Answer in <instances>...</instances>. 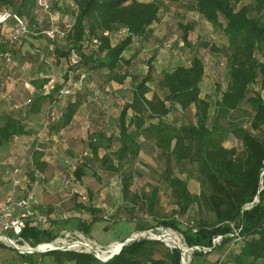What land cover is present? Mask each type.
Here are the masks:
<instances>
[{
    "label": "trees",
    "instance_id": "obj_1",
    "mask_svg": "<svg viewBox=\"0 0 264 264\" xmlns=\"http://www.w3.org/2000/svg\"><path fill=\"white\" fill-rule=\"evenodd\" d=\"M73 1L72 17L68 20H71L72 28L64 38L54 40L53 51L49 50L51 40L43 34H31L19 43H11L4 32L0 36V54L10 55L9 61L6 58L0 60L5 65L14 61V55L24 43L29 41L35 46V39H46L48 45L35 46L36 50L30 53L35 69L49 74L34 82L37 93L30 110L41 111L45 100V112L52 103L58 112L54 122L44 126V117L41 127L36 130H28L22 119L0 114V147L27 134H33L36 140L37 133L43 131L44 139L36 140L31 149L36 168L43 171L45 162L41 159L46 151L43 145L52 144L45 140L50 131L59 132L67 127L81 106L89 98L95 99H91V92L97 88L93 81L89 82V75L102 74L106 81L119 84L131 76L133 88L120 110L117 135L107 136L101 129L97 130L90 137V152L85 157L89 159L93 155L100 167L120 173L122 201L110 215V220L116 222L120 218L117 215L122 213L130 218L146 212L157 219V225L179 230L191 249L188 264H264V0H194L196 11L226 36L227 86L215 99L202 95L205 63L197 45L190 39L192 24L182 25L183 43L179 42L180 49L189 50V61L162 72L157 82L162 94L156 91L148 96L149 83L153 80L151 66L144 75L129 73L132 57L125 53L132 50L133 41L140 39L141 44L151 37L152 28L160 20L167 0ZM5 9L21 15L33 31L43 28L39 25L45 21L44 14L35 0H0V10ZM124 28L129 30V36L119 37L117 31ZM106 31L110 35H104ZM61 39L66 43L62 45ZM205 46L209 44L205 43ZM140 48L141 45L138 50ZM212 49L218 50L215 46ZM72 50L79 55L76 66L70 64ZM58 69L62 73L60 81H56L50 93H44L51 71L58 73ZM69 71L74 72V81L82 74L86 78L73 93L60 97ZM246 103L251 106L248 114L250 130L235 119L226 126L222 124L223 119ZM230 135L241 141L242 150L224 146V140ZM113 137L118 141L114 155L99 157L101 149L110 147ZM147 141L153 142L155 153L164 164L160 176L168 184L177 208L171 219L159 216L155 210L158 187H154L149 195H139L133 188L134 164ZM86 166V163L78 164L73 175L70 174L83 185ZM191 178L199 185L196 193L189 188ZM85 187L88 201L74 197L78 214H67L65 219L49 215L47 225L28 220L22 243L35 247L51 242L63 230L90 235L93 225L103 218L100 216L102 209L94 204L92 192ZM191 209L195 211V217L182 228L179 217ZM41 212L45 211L42 209ZM147 229L149 226L145 223L138 222L135 226L136 231ZM5 247L13 249L0 241V249ZM14 250L16 261L22 264H183L181 249L165 246L161 240L148 237L127 243L107 261L84 251L20 253Z\"/></svg>",
    "mask_w": 264,
    "mask_h": 264
},
{
    "label": "rangeland",
    "instance_id": "obj_2",
    "mask_svg": "<svg viewBox=\"0 0 264 264\" xmlns=\"http://www.w3.org/2000/svg\"><path fill=\"white\" fill-rule=\"evenodd\" d=\"M242 1L249 2V0ZM56 9H58L57 5L54 6V13ZM54 13V21L60 19L59 14L56 15ZM188 24H192L193 26V29L190 31V39L197 45L199 55L203 58L205 63V77L202 84V95L211 99H215L216 95H219L221 90L225 89L227 86L228 64L226 51L224 50L226 45V36L224 35L223 31L220 28L213 26L196 11L194 0H167L163 5L160 20L157 21L152 28L153 33L151 37L141 42V48L139 50L135 49L134 53H126L127 57H132V66H129L128 68L130 73L134 68H138V70H140L139 72H141L140 75H144L147 73L149 66L152 67L153 80L149 83L151 91L149 92L148 96L151 97L156 91L162 94L160 89L157 87V82L164 70L172 69L178 64L187 63L189 61V50L180 49L181 45L179 43L182 42L181 39L183 40L182 36L184 29L182 25ZM40 42L41 41H37V43ZM205 43L209 44V46L206 47ZM214 46L218 50L212 49ZM154 54L155 56L153 58ZM30 55V57L27 56L28 58L25 60L27 65L31 59H33L32 54ZM31 63L33 62L31 61ZM55 72H53V74L57 79L60 80L62 75L61 70L58 69V73L57 70H55ZM89 76V82L93 81L97 88L94 93L91 92V99H95L89 102V108L97 113L99 112L102 114V106L110 105L106 109L109 112V114H107L108 116H97L96 119L98 120H96V122L93 121V123L92 121H89L91 126L90 133L93 135L97 132V130H100L104 127L106 128V132H108L107 134L109 136H116L118 132V117L120 110L127 102L133 88L132 77L126 79L123 84L114 87L113 85H109L108 81L105 80L106 78L102 74ZM110 95L113 96L112 103L111 101H107V99L110 98ZM262 96L264 97V91H262ZM106 97L108 98L106 99ZM103 98L105 99V102L101 101L102 106H99L97 102H99L101 99L103 100ZM250 111L251 106L248 103L243 104L239 110L233 111L231 116H229L227 119H223L222 124L226 126L230 120L235 119L250 130L248 123V114ZM106 132L104 133L106 134ZM223 144L227 148L236 147L239 150H242L243 148L241 141L235 138L233 135L227 137ZM109 146L110 147H106L101 150L99 157L106 154L109 156L114 155V152L118 148V141L116 138L113 137V140ZM82 151L81 153H83L85 150L83 152ZM81 153L79 152V154ZM78 155H76V157H78ZM83 163L88 164L87 167L89 170V176L85 177L84 184L92 192L94 204H96V206L98 205V208L102 209L100 216L103 218V221H98L93 225L90 235H85L79 231V233L71 232L67 238H64L65 241L70 242L79 237L85 238L87 241H94L102 246V250L105 252L104 256H107V254H109L107 251L110 249V246L115 242L121 241L130 236L131 233L136 232L135 226L139 222L148 225L149 229L147 230H150L158 237H161V241L164 242L165 246L172 247L174 246L173 242L179 240L180 245L186 249V262L189 263L191 261V249L186 246L181 232L172 227L157 225V219H154V217L146 212L139 213V216L130 218L126 214L122 213L119 216L117 215V217L120 218L116 220V222H112L113 220H110V215L114 210H117L116 208L122 201L120 173L110 172L106 169H103L100 167V162H98L96 158H93L92 161ZM133 169L135 171L133 174V188L135 192H137L139 195H149L154 187H158L159 199L155 204V210L158 212L159 216L171 219L176 213L177 208L174 204L168 184L162 180L160 176L164 170V164L157 157L153 142L147 141L145 146L142 148L140 157L134 164ZM189 188L195 193L198 192L199 185L194 178L189 180ZM72 199L75 198L72 197ZM72 199L61 205V207H58L60 210L57 212L60 215L74 214L72 210L75 208V200L73 201ZM141 203L142 201H140V204ZM46 212L51 213L48 210ZM104 216H108V218L105 219ZM194 217L195 211L192 209L191 211L189 210L187 214L179 217L182 228H186L187 223L192 221ZM144 231L146 230H143L142 232ZM3 235L6 234L3 233ZM59 237L62 236L59 235L57 238ZM21 245L29 246L26 244ZM14 254V249H9L6 247L0 249L1 264H22L21 262L16 261ZM67 264L74 263L67 262Z\"/></svg>",
    "mask_w": 264,
    "mask_h": 264
},
{
    "label": "crops",
    "instance_id": "obj_3",
    "mask_svg": "<svg viewBox=\"0 0 264 264\" xmlns=\"http://www.w3.org/2000/svg\"><path fill=\"white\" fill-rule=\"evenodd\" d=\"M55 5H57L58 9H56L54 13L53 10ZM73 5V0H55L52 5V12L56 15L59 14L60 19L54 21V19L50 20L48 19L49 17L43 15V19L45 21L41 20L43 22L40 23L41 27L50 28L51 26H62L64 22L68 21L72 17L70 10H72ZM35 41V46H39L40 48L46 46V43L48 45L45 38H38L35 39ZM37 41L41 42L37 43ZM59 41L62 45L66 43L64 39ZM139 42L140 39L133 41L132 50L129 52L134 53L135 49L138 50L140 47ZM35 46L31 45L28 41L24 43L23 47L19 51H17L16 55H14V61L10 65L1 64L0 62V114L2 116H14L22 119L28 130H36L41 127V123L45 117V106L47 105L44 100L41 111L32 112L30 110V105L37 93V88L34 82L42 80L49 75L45 70H36V66H33L31 62H27L28 65L25 62L27 54L36 50ZM139 71L140 70H138V68H134L133 71L129 73L131 75L140 74L141 72ZM129 77L131 78V76ZM57 81L60 80L57 79ZM108 83L114 87L121 85L114 81H109ZM107 98L108 97H106V99ZM90 101L91 100L89 98L88 102L81 106L72 122L67 127L61 129L59 132L50 131L51 137L58 136L64 141L60 144V146H54L55 149L53 147V143L43 145L46 150L41 159V161L45 162L43 171L36 168V164L33 162L31 157L32 145L36 142L33 134L15 137L9 143L0 147V203H3L6 197L13 191L16 193V198H20L22 196V186L29 182L36 194L37 210L42 211L43 209V211H45L43 213L50 216L52 215L58 217L60 215L57 212L60 210L58 207H61V205L72 199L68 198L67 193L60 191L62 180L65 175H73L75 168L78 166L76 155H78L79 152L81 153L82 150L90 152L89 140L92 133H90L91 126L89 121H92V123L93 121L96 122V120H98L96 119L97 116L104 117L109 114L106 109L110 105H101V101L105 102L104 98L103 100L101 99L97 102L99 106L103 107L102 109L104 114L91 110L89 108ZM107 101H111L112 103L113 96L111 98L110 95V98H108ZM103 128L101 131L106 132V128ZM107 133L108 132H106V134ZM50 146L53 148L52 150ZM93 158L94 157L92 155L89 159L84 158V161L89 162L92 161ZM86 165L88 164L86 163ZM17 168H21L22 171L16 172L15 170ZM88 172L89 170L87 167L86 175L83 177L84 181L85 177L89 176ZM32 174L34 178L32 177ZM16 179H20L22 181V185L15 186ZM72 200L74 201L75 199ZM47 210L51 213H47ZM72 212L74 214H78L75 208Z\"/></svg>",
    "mask_w": 264,
    "mask_h": 264
},
{
    "label": "built area",
    "instance_id": "obj_4",
    "mask_svg": "<svg viewBox=\"0 0 264 264\" xmlns=\"http://www.w3.org/2000/svg\"><path fill=\"white\" fill-rule=\"evenodd\" d=\"M35 1L39 10L45 16L50 17L51 20L54 19L52 12V5L55 0H35ZM71 28H72L71 22H64L63 26L60 27L51 26L50 28H39L41 29L40 31H33L29 27V24L25 21V19L18 13L10 9L0 10V36L4 32L11 43L22 42L26 37H29L31 34H35V35L43 34L49 40H51V43L49 44V50L53 51L55 49L54 40L57 39L58 37L64 38ZM117 34L119 35V37L126 38L127 36H129L130 32L128 29L124 28V29H119L117 31ZM104 35L108 36L110 35V32L106 31L104 32ZM94 42H97V40L95 39ZM3 58H6L7 61H9L10 55L0 54V60ZM78 61H79V55L75 50H72L70 56V64L76 66L78 64ZM46 62L51 64L49 61ZM52 71H51V75L49 76V81L44 87V93L46 94L50 93L54 89L57 81V78L55 77ZM78 72L79 70L76 71V73ZM73 75L74 72L69 71V79L60 89L59 92L60 97L63 95H69L73 93L76 88L82 86L83 81L86 78V75L82 74L78 81H74ZM57 116H58L57 107L55 106V103H52L45 112L44 126H47L48 124L54 122ZM44 135L45 134L43 131L37 133V137H36L37 142L38 140L44 139L43 138ZM45 140L52 141L55 147L60 146V144L64 141L58 136L55 137L48 136L45 138ZM88 155L89 152L87 151L80 154L76 158L77 163L78 164L83 163L84 158ZM15 171L20 172L22 171V169L17 168ZM19 185H22V181L20 179H16L15 186H19ZM21 191H22V196L20 198H16L15 196L16 193L13 191L6 197L3 203H0V234L3 235V233H5L6 234L5 236H7V238L0 236V241L6 243L9 246L10 244L13 243L17 245L21 250L28 251V253L29 251H32L34 249L40 250L41 252H47L51 250H75V251L94 253L96 257H98L102 261H107L120 252L119 241L115 242L110 246V249L107 251V253L109 252L107 256H103L105 252L102 250V246L94 241L91 240L87 241L85 238H81V237L72 240L70 242L65 241L64 238H67L71 232L79 233L78 231H72V230H63L60 234L63 238L59 237L54 241L41 243L35 247L30 246L28 243H22L24 241L22 237V233L26 227L27 221L36 220L41 225H47L49 222V215L37 210L36 194L31 187V183L29 182L25 183L22 186ZM60 191L67 193L68 198L76 197L82 200L83 202L89 200V195L86 187L79 180L71 177L70 175L64 176ZM104 217L107 218V216ZM59 218L65 219L67 218V214L59 215ZM131 235L138 237H148L156 240L161 238L158 237L153 232H151L150 230H146L144 232L136 231L134 233H131ZM21 244H26L29 246H23ZM117 244L119 246L118 249L113 250V247L116 246Z\"/></svg>",
    "mask_w": 264,
    "mask_h": 264
},
{
    "label": "water",
    "instance_id": "obj_5",
    "mask_svg": "<svg viewBox=\"0 0 264 264\" xmlns=\"http://www.w3.org/2000/svg\"><path fill=\"white\" fill-rule=\"evenodd\" d=\"M257 200H258V198H257ZM0 236L7 238V236L2 235V234H0ZM140 238H143V237H138V236L130 235V236L127 237L125 240H121V241H119V243H120V251L122 250V248H123L127 243H129V242H131V241H134V240H136V239H140ZM150 239H151V238H150ZM158 240H162V238H159ZM10 247H12L13 249L18 250L20 253H28V251L21 250L17 245H15V244H13V243L10 244ZM173 247H177V248L181 249V251H182V255H183L182 262H183V264H188V263L186 262V258H185V257H186V249H185L184 247H182L180 244H174ZM38 252H41V251H40V250H37V249H34V250H32V251H29V253H38Z\"/></svg>",
    "mask_w": 264,
    "mask_h": 264
},
{
    "label": "bare ground",
    "instance_id": "obj_6",
    "mask_svg": "<svg viewBox=\"0 0 264 264\" xmlns=\"http://www.w3.org/2000/svg\"><path fill=\"white\" fill-rule=\"evenodd\" d=\"M174 244H180L179 240L174 241V242H173V245H174ZM118 247H119V246H118V244H117L116 246L113 247V250H117ZM104 255H105V254H103V256H104Z\"/></svg>",
    "mask_w": 264,
    "mask_h": 264
}]
</instances>
